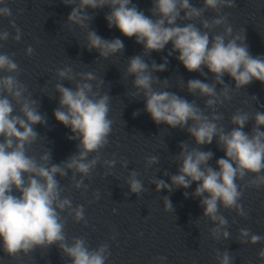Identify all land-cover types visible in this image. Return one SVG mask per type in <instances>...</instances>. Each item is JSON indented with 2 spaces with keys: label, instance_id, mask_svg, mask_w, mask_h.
Segmentation results:
<instances>
[{
  "label": "clouds",
  "instance_id": "clouds-1",
  "mask_svg": "<svg viewBox=\"0 0 264 264\" xmlns=\"http://www.w3.org/2000/svg\"><path fill=\"white\" fill-rule=\"evenodd\" d=\"M62 2L71 6L65 24L85 29L86 44L83 47L97 51L100 59L123 54L125 45L119 38L106 40L91 29L94 16L87 9L109 8L105 15L108 27H116L123 36L134 37L135 42L143 46L142 55L127 60L123 75L125 79L134 77L132 88L135 89L127 95L133 100L145 101L144 111L155 124L186 130L196 145L189 147L188 141L179 144L181 151L172 159L178 165V172L170 176V184L157 178L149 180V184H154L157 192L165 189L171 193L177 188L188 189L195 182L197 186L191 195L199 198L204 209L200 218H207L214 225L209 230L212 239L229 240L228 220L221 209L235 211L238 216L247 218L240 203L244 189L264 188V131L261 130L264 112L256 111L250 115L237 109L230 117L231 130L219 124L223 114L218 109L232 100L233 92L253 81L264 84V56H252L245 42V30L234 34L228 14H221L224 8L236 7V0H203L201 7L194 6L190 0H152L150 16L139 10L132 0ZM0 5H3L0 6V17L8 19L9 27L15 33L0 30V42L11 38L19 43L23 32L12 16L8 0H0ZM208 11L215 16L207 18L205 13ZM218 28L223 31L213 34ZM169 42L172 48L167 55L178 53L176 59L188 72L207 76L206 68L213 74L211 83L190 79L185 84L181 78L189 94L206 98L203 108L196 99L189 101L174 92L154 87L168 88V79L160 80L154 75L167 70L168 59L165 57L163 63L157 64L154 60L146 62L145 57L163 51ZM0 47H3L2 43ZM33 52L32 46L25 50L27 56H32ZM14 56L15 53L0 52V250L16 259L21 254L27 257L36 249H50L54 245L70 264H106L110 256L107 243L90 248L84 237L74 236L69 240L65 231L67 218L71 217L76 223L85 221V210L83 205L73 206L72 199L64 195L65 188L57 179L68 177L71 172V187L87 191L88 185L84 181L98 164L109 170L117 164L116 159L101 162L100 153L109 143L114 123L109 118L112 97L108 92L101 94L100 91L105 81L98 79L94 72H74L69 66L56 70L60 82L54 86L59 94L54 117L70 129L72 135L68 139L77 140L78 144L76 153L54 164L49 148L39 158L29 154L40 137L35 126H46L47 117L39 111L40 102L33 99L28 87L20 81L21 70ZM226 74L235 82V87L225 83L223 77ZM64 81L72 87H65ZM217 85H221L219 91ZM207 110H211L210 113ZM139 114L140 110H137L133 117ZM249 121H254L253 127L250 132H245ZM214 138L225 153L216 160L215 168L209 164L214 153L201 150L202 146L212 144ZM120 163L122 167H128L127 160L122 159ZM158 163V156H147L145 171ZM104 175H111V171ZM164 175L168 173L165 171ZM138 176L139 173L132 170L125 182L130 193L139 198L146 188ZM184 196L188 198L189 193L185 191ZM93 197L99 200V191L94 192ZM162 200L164 209L173 213L170 198L164 196ZM191 223L196 226L195 222ZM262 241L264 236L252 233L248 228L238 232L240 244L255 245ZM258 258L264 261V248L258 252ZM155 259L165 264L167 257ZM215 259L217 264H234L235 257L227 249L222 252L216 249Z\"/></svg>",
  "mask_w": 264,
  "mask_h": 264
}]
</instances>
